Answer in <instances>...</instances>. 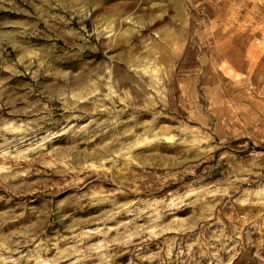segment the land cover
Listing matches in <instances>:
<instances>
[{"label":"clouds","instance_id":"clouds-1","mask_svg":"<svg viewBox=\"0 0 264 264\" xmlns=\"http://www.w3.org/2000/svg\"><path fill=\"white\" fill-rule=\"evenodd\" d=\"M25 2L34 4L35 0H25ZM88 2L89 0H69L66 4L65 0H41L42 5H47L49 10L70 7L73 19L76 16L81 17L79 30L68 27L71 25V20L62 15L49 17L66 25L58 36L63 39L67 49H61L59 52L55 51L57 45L54 42L40 45L23 39L40 34L36 25L28 21L10 22L13 31H0V61H2L0 69L14 74L28 75L33 82L24 85L27 89L24 95L12 94L5 100L3 89L5 81L0 80V108L5 106L11 108L9 116L14 117L6 119L0 116V186L6 187L13 193L24 188L35 190L37 184L44 183L40 180L29 182L27 179L39 175V171L32 166L35 163H40L44 168L54 169L56 175L64 177L65 185L79 186L82 183L81 174L85 172L107 174L115 173L121 167L129 168L134 164L146 166L149 162L142 159L139 154H134L135 149L151 146L161 140L185 145L189 151L198 149L194 159H201L200 154L207 157L216 147L222 146L229 137L248 136L254 142H264V134L257 136L259 129L256 127L257 122L264 117V88L256 94L262 99L256 101L255 111L243 105L236 107L229 105L232 112L228 124L225 125L224 130L217 129L222 131L223 136L220 145L201 147L212 137L207 133L201 134L197 129L189 128L183 121L175 129L176 135L167 125L162 126L160 131H154L152 125L159 116L163 115V109L167 108L169 103L168 90L161 86L160 73L163 72V68L159 64V53L156 52V48L163 43L174 51L180 39L174 36V32L186 31L187 19L176 18L175 28L165 30L166 34L165 32L158 34L163 37L162 41H153L149 38L148 43H144L141 50L132 47V37L139 29L145 27L141 17L135 12L117 9L113 14L101 17L98 22L94 21L89 32L88 27L83 23L91 15L85 7ZM102 2L103 0H91L93 4ZM249 2L256 5L264 4V0H249ZM9 7H17L16 0H0V8ZM38 12L41 10L38 9ZM43 14L41 12V16ZM261 20L264 22V17H261ZM125 25L128 27H124ZM6 26L8 25L0 27ZM89 36L95 37L96 41L104 42L98 46L97 43L89 40ZM48 39L52 38L48 37ZM118 44H127V50L117 48L116 53L108 55V50ZM6 45L18 53L12 63L4 59ZM102 49H105L104 57L93 67V62L96 60L94 54ZM20 67H23V73H20ZM145 77L150 78L147 84ZM240 86L251 93V85L248 82ZM181 88L186 90L187 86L182 84ZM146 89H150L155 95L145 91ZM140 93H143V96ZM33 95L36 98L30 100L29 97ZM18 104L22 106L17 107ZM141 104L145 109H156L160 105H163V108L153 112L151 121L136 123L135 109ZM56 106L62 114H66L62 115L60 121L54 119ZM219 106L215 101L212 104V108ZM129 108L133 111L122 118ZM237 113L243 115L237 116ZM189 119L202 120L200 110L193 108ZM241 120L244 122V127L239 126ZM49 125H58V127L53 128ZM122 125L129 126L122 127ZM204 127H208L207 121H204ZM138 128L143 131L138 132ZM63 136H68L69 140H79L83 144H90L99 137L103 139L91 150L88 147L81 149L76 143L68 149L56 145L49 148L54 140ZM250 155L255 157L264 153L253 152ZM226 157L231 172L225 181L218 180L206 184L203 182L204 177L201 176L182 185L183 191L177 188L174 192L170 191L164 196L147 200L133 199L123 202L115 200L114 197L118 194L139 191V178L131 181L120 179L117 182L119 178L113 175L112 183L116 184L113 191L105 194L103 188L94 187L89 189L91 195L84 193L83 196L75 198L77 204L85 198L94 203H110L111 209L100 213L94 219L73 218L65 226L67 235L59 234L58 230L54 229L57 234L45 236L46 220L39 217L7 233L0 230V264H64L65 261L68 264H85L86 261H93V264H113L121 248L128 249L132 246L139 252L142 245L149 241L160 240L162 237L164 239L162 246H157L158 251L140 256L139 259L149 262L161 259L163 264L162 257L171 260L174 253L177 258L185 254L193 257L197 248H200V254L204 255L205 248L220 245L219 250L213 254L219 259V251L232 242L233 236H236L240 229L233 226L232 235H228L227 226L217 219L221 227L211 237L206 239L202 230L197 231L198 228H203V221L212 219L215 215L216 208L221 202L217 198L228 197L233 192H241L233 203L241 208L249 205L258 206L262 209L258 218H264V183H258L254 189L245 188L241 191L239 188V185L248 183L252 176H261V172L255 171L259 165L253 160L245 166L243 163L235 162V158L226 152L222 153L220 158L224 160ZM184 163L188 161H177V164ZM106 165L110 166L106 167ZM175 166L174 164L173 167ZM189 170L185 169V171ZM97 197L102 198L97 200ZM3 199L0 196V200ZM72 199L69 196L57 202L58 220L65 221L74 216L72 211H63L65 205ZM186 207L191 211L184 218L176 215ZM122 214L133 219L117 221L114 227L108 226V221ZM24 215V212L17 214L15 209L0 212V229L4 224L18 220ZM144 217L147 218L146 223H136ZM240 219L243 223L251 222L247 214ZM92 223L97 227H89ZM169 233L177 235L192 233L193 236L189 238L190 242L181 241L184 246L180 247L177 236L169 237ZM129 264L132 262L129 261ZM228 264H231V259Z\"/></svg>","mask_w":264,"mask_h":264},{"label":"rangeland","instance_id":"rangeland-1","mask_svg":"<svg viewBox=\"0 0 264 264\" xmlns=\"http://www.w3.org/2000/svg\"><path fill=\"white\" fill-rule=\"evenodd\" d=\"M65 3L68 4L69 0H65ZM16 6L15 8H0V26L8 25L0 27V31H13L10 22L28 21L36 25L40 34L23 39L40 45L54 42L57 45L56 52L67 49L63 39L58 36L60 30L66 25L50 19V16L62 15L71 20V25L68 27L80 29L81 17L76 16L73 19L70 7L49 10L47 5H42L41 0H35L34 4L26 3L25 0H16ZM85 7L91 12V15L83 21L89 32H91L94 21L98 22L101 17L111 15L117 9L135 12L143 19L145 27L139 29L138 33L132 37V47L141 50L143 44L148 43L149 38L153 41H162L163 37L158 34L175 28L177 26L176 18L187 19L188 29L183 32H174V36L180 37L174 51L163 43H160L156 48V52L159 53V64L163 68V72L160 73L161 86L168 90L169 103L168 107L163 109V115L159 116L152 125L154 131H160L162 126L167 125L176 135L175 129L183 121L189 128L197 129L201 134L207 133L212 137L201 147L220 145L223 136L222 131H217V129L224 130L225 125L228 124L232 112L229 105L232 107L243 105L255 111L256 101L262 99L256 94L264 88V22L261 20V17H264V4L256 5L249 0H103L100 4H93L89 0ZM38 9L44 13L43 16H41V12H38ZM82 34L87 35L86 33ZM48 37L52 39H48ZM89 40L97 43L98 46L104 42L96 41L92 36H89ZM117 48L127 50L128 45L112 46L108 50V55L116 53ZM5 49L4 59L9 63L14 62L18 55L17 51L7 45ZM104 51L105 49H102L94 54L96 60L93 62V67L104 57ZM145 57H147V53H145ZM23 72V67H20V73ZM42 79L45 78L42 77ZM0 80L5 81L3 85L5 100L12 94L24 95L27 92L24 85L33 83L28 75L14 74L3 69H0ZM149 80V77H145V84L149 83ZM245 82L251 85V93L240 86ZM182 84L187 86L186 90L181 88ZM145 91L155 95L151 93L150 89ZM140 95L143 96V93ZM244 97L248 98L244 99ZM35 98V95L29 97L30 100ZM214 101L220 106L212 108ZM21 106L17 105V107ZM161 108L163 105L156 109H145L142 104L138 105L135 109L137 112L136 123L145 120L151 121L153 112L159 111ZM193 108L200 110L202 120L189 119ZM10 111L11 108L7 106L0 108V116L6 119L14 118L9 116ZM132 111L133 109L129 108L122 118L127 117ZM62 115L66 114H62L59 107L56 106L54 119L60 121ZM240 115L243 113H237V116ZM204 121L208 123L207 128L204 127ZM128 126L122 125V127ZM239 126L244 127L242 120L239 121ZM49 127L55 128L58 125H49ZM256 127L259 129L257 136L264 134V117L257 122ZM137 131H143V129L138 128ZM101 139L103 138L99 137L90 144H83L79 140L73 141L69 140L68 136H63L54 140L49 148L56 145L68 149L76 143L81 149L88 147L91 150ZM225 152L234 157L235 162L243 163L245 166L253 160L259 165L255 171L261 172V176H252L248 183L239 185L241 191L245 188L254 189L258 183H264V155L255 157L250 155L253 152L264 153V142H254L248 136L229 137L225 139L222 146L216 147L207 157L200 154L201 159H194L198 149L189 151L185 145L161 140L151 146L135 149L134 154H139L142 159L149 162L146 166L134 164L129 168L121 167L115 173L107 174L85 172L81 174L82 183L79 186L65 185L64 177L56 175L54 169L44 168L40 163H35L32 166L39 171V175H33L27 179L29 182L32 180L44 182L37 184L35 190L24 188L13 193L6 187L0 186V196L4 198L0 200V212L15 209L17 214L25 213L20 219L4 224L0 230L7 233L9 230L39 217L46 220L44 224L45 236L57 234L54 229L58 230L59 234L67 235L65 226L73 218L94 219L100 213L111 209L110 203H94L85 198L77 204L75 198L83 196L84 193L91 195L89 189L94 187L103 188L105 194L113 191L116 188V184H113L111 179L113 175L119 178L117 182L120 179L131 181L139 178V191L116 195L114 199L118 202L161 197L201 176L204 177L203 182L206 184L215 183L218 180L225 181L231 172L228 167V158L226 157L224 160L220 158L221 154ZM180 160H186L188 163L177 164V161ZM174 164L175 167H173ZM109 166L106 165V167ZM185 169L190 170L185 171ZM173 176L175 178H171ZM85 177L87 178L85 179ZM240 194L241 192H233L228 197L217 198L221 202L216 208L215 215L212 219L202 222V229H197L198 232L203 231L206 239L221 227V224L217 223V219L227 226L228 235H232L233 226L240 229V232L233 236L232 242L219 251V259L213 255L220 248V245H216V247L205 248L204 255H201L200 248H197L194 250L193 257L185 254L177 258L175 253L171 260L162 257L163 264H220L221 261L222 264H228L229 259H231V264H264V218H258L262 209L253 205L241 208L234 204L233 201ZM69 196L73 199L65 205L63 211H72L74 216L69 217L68 220L60 221L56 216L57 202ZM101 198L97 197L96 199L100 200ZM109 199H113V197H109ZM17 205H22V207H17ZM190 211L187 207L182 208L176 215L184 218ZM246 214L251 221L249 223H243L240 219ZM130 219L133 218L122 214L107 223L109 227H114L117 221ZM146 222V217L136 221L137 224ZM89 227L95 228L97 225L92 223ZM168 235L169 237L177 236V243L180 247L184 246L181 241H189V238L193 236L192 233L186 235L169 233ZM94 239H99V237H94ZM163 239L162 237L160 240L147 242L141 246L139 252L132 246L128 249L121 248L120 254L116 256L113 264H129V261L132 264H161V259L149 262L140 260L139 257L158 251L157 246H162ZM233 248L235 251H230ZM64 264H68V262L65 261ZM85 264H93V261H86Z\"/></svg>","mask_w":264,"mask_h":264}]
</instances>
